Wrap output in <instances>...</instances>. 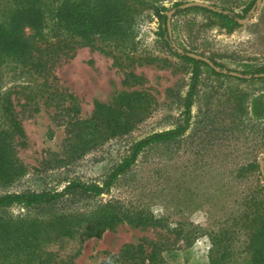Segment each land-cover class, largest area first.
I'll return each instance as SVG.
<instances>
[{
  "label": "rangeland",
  "instance_id": "rangeland-1",
  "mask_svg": "<svg viewBox=\"0 0 264 264\" xmlns=\"http://www.w3.org/2000/svg\"><path fill=\"white\" fill-rule=\"evenodd\" d=\"M174 1L190 0H161L165 14L179 5ZM198 1L249 18L231 32L192 7L176 9L168 24L166 19L171 47L215 60L219 74L208 64L200 66L187 131L174 142L145 150L137 165L101 195L163 214L170 227L184 232L216 228L226 218L231 222L241 207L263 195L264 78L255 73L251 79L242 72L264 66V0ZM50 24L46 19L47 37ZM157 30L158 19L146 8L136 18L128 53L80 46L70 52L72 57H59L49 80L55 78L41 96L36 94L41 82L31 68L18 65L3 71L2 87L19 83L37 96L30 102L19 98L15 106L24 144L15 134H6L11 177L0 181V193L61 189L72 178L100 182L134 140L182 121L191 67L167 50ZM96 43L113 46L99 39ZM46 211L31 210L29 215L42 217ZM19 213L25 211L8 209V214ZM158 232L165 230L123 222L81 243L80 236H56L50 247L73 254L80 246L75 261L98 264L123 243L154 239ZM209 247L207 234L190 243L178 240L163 253L162 264H210ZM237 259L233 254L225 264Z\"/></svg>",
  "mask_w": 264,
  "mask_h": 264
},
{
  "label": "trees",
  "instance_id": "trees-1",
  "mask_svg": "<svg viewBox=\"0 0 264 264\" xmlns=\"http://www.w3.org/2000/svg\"><path fill=\"white\" fill-rule=\"evenodd\" d=\"M161 0H0V181L7 183L11 177L6 134L11 132L24 144V129L16 115L19 98L31 101L42 95L52 81L51 70L59 57H72V50L80 46L100 49L113 54L117 48L128 53L126 43L134 35L135 21L141 12L151 8L158 19L156 34L167 50L188 63L189 89L185 95L183 119L172 128L152 132L134 140L119 161L112 165L103 179L87 182L72 178L61 189L5 190L0 193V264H79L75 261L81 247L73 254H61L53 249L57 237L74 239L81 243L91 236H100L107 229L129 222L138 227L161 228L154 239L142 237L137 243H123L116 252L106 253L98 264H162L163 253L178 240L190 243L202 234L210 240L208 249L210 264H225L237 254L236 264H264V185L261 198L252 199L250 206L243 205L239 214H233L231 222L226 218L216 228L204 230L192 228L184 232L170 227L167 217L155 214L145 207H138L120 199L101 195L126 173L131 171L145 150L161 143H170L183 136L190 126L191 106L197 92L200 66L207 63L173 49L169 43ZM159 2V3H158ZM180 1H174L178 5ZM158 4V5H157ZM217 19L219 25L231 32L239 25L238 14L231 10L218 12L204 7H192ZM49 19L50 34L44 33L45 20ZM30 32H27V30ZM113 44L106 49L96 40ZM210 60L215 63V60ZM28 67L37 74L41 83L37 95L26 93V87L18 84L2 87V75L6 69ZM214 71V70H213ZM264 72V66L242 74ZM215 74H219L214 71ZM259 78H264L261 76ZM244 80V78H241ZM70 96V95H69ZM72 96V95H71ZM43 103L47 104V101ZM9 177V178H8ZM18 207L25 214H8V209ZM47 209L45 216L31 217V210ZM55 237V238H54Z\"/></svg>",
  "mask_w": 264,
  "mask_h": 264
},
{
  "label": "water",
  "instance_id": "water-1",
  "mask_svg": "<svg viewBox=\"0 0 264 264\" xmlns=\"http://www.w3.org/2000/svg\"><path fill=\"white\" fill-rule=\"evenodd\" d=\"M261 0H257V4L260 3ZM190 7H204V8H208V9H212V10H216V11H220L218 8H216L215 6L208 4L206 2L203 1H198V0H190V1H185L181 4H179L177 7L171 8L168 12H166V16H167V24H168V20L170 18V16L176 11V9H186V8H190ZM249 18V16L244 17V18H236L238 23H243L245 21H247ZM173 49L177 50L180 53H183V50L177 47H172ZM188 56L196 59V60H200L203 61L205 63H207L211 68H213L215 71H220V69L207 57L200 55L198 53H194V52H185ZM225 72V71H223ZM230 74L234 75V76H238V77H242L244 75L238 73V72H234V71H230ZM257 76H264V73H258L255 74ZM246 77H250V75H246ZM259 170L261 173V176L263 178V185H264V154L262 155V158L259 161Z\"/></svg>",
  "mask_w": 264,
  "mask_h": 264
}]
</instances>
